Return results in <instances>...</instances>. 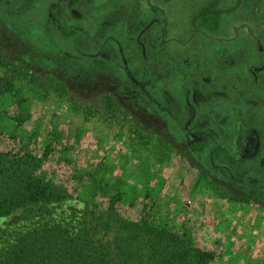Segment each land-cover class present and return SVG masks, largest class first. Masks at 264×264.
<instances>
[{"label":"rangeland","instance_id":"obj_1","mask_svg":"<svg viewBox=\"0 0 264 264\" xmlns=\"http://www.w3.org/2000/svg\"><path fill=\"white\" fill-rule=\"evenodd\" d=\"M215 1L225 32L215 30ZM263 29L264 0H0V77L12 86L0 94V152H17L23 144L17 134L33 131L23 139L34 156L49 145L33 176L41 173L67 192L37 201L35 221L17 218L21 208L0 217V246L47 222L80 235L86 254L132 264V252L148 238L139 226L149 212L159 218L155 224L186 230L194 247L210 254L207 264H264V112H244L264 102V83L258 88L251 75L264 58L252 59L249 38L263 49ZM259 31V40L251 36ZM231 34L237 38L229 43ZM213 41L236 52L213 54ZM201 54L205 66L214 57L234 58L236 72L247 62L246 78L230 86L246 104L238 113L257 131L239 129L237 143L251 138L245 153L221 151L210 137V118L191 113L230 118L234 111L218 99L196 102L207 88L195 72Z\"/></svg>","mask_w":264,"mask_h":264},{"label":"trees","instance_id":"obj_2","mask_svg":"<svg viewBox=\"0 0 264 264\" xmlns=\"http://www.w3.org/2000/svg\"><path fill=\"white\" fill-rule=\"evenodd\" d=\"M205 10L198 14L203 21H205ZM13 72L20 75L23 70L14 69ZM5 80L7 79L0 77V94L12 90L10 80L7 82ZM26 118V115L17 118L16 127ZM34 134L33 131H29L25 136L17 134V137L19 136L17 141L23 142L18 146L17 152L13 154L0 152V217L12 214L21 208L22 214L16 216L17 218L33 219L35 215L39 216L32 208L37 201H53L67 194L62 186L53 184L45 175L40 173L33 176V172L39 168L41 157L49 152L48 144L43 148L41 157H36L30 152L27 140L28 136ZM237 135L227 136L233 139L231 140L233 146L239 145ZM214 136H216L215 144L222 146L221 149L218 147V150L224 151L225 143L220 142L222 135ZM145 195L159 200L156 194ZM154 205L157 207L158 203L155 202ZM154 215L149 212H143L141 215L140 231L146 233L148 238L141 241L142 248L138 245L132 252V264H207L210 254L194 247L186 230L174 232L166 221L155 224L154 219L159 218L157 216L154 218ZM143 226L146 227L143 228L144 230L141 229ZM85 250L80 235H73L58 224L46 222L15 232L10 241L6 240L0 246V264H110L108 259L92 256L90 249L86 254ZM104 255L106 256L105 251ZM123 262L126 263L128 260Z\"/></svg>","mask_w":264,"mask_h":264},{"label":"flooded vegetation","instance_id":"obj_3","mask_svg":"<svg viewBox=\"0 0 264 264\" xmlns=\"http://www.w3.org/2000/svg\"><path fill=\"white\" fill-rule=\"evenodd\" d=\"M166 1V0H165ZM213 3V2H212ZM213 4H215V5H213L211 8H212V11H213V9H214V11H213V13H215L216 14V12L215 11H219V15H220V10L218 9L219 7H220V5H219V7H218V5H217V2L215 1V3H213ZM211 8H209V10L211 9ZM221 9V8H220ZM159 11L163 14V13H165V11L163 10V9H161V8H159ZM217 15V14H216ZM215 15V16H216ZM162 18H163V26L164 27H166L165 25L167 24V21H166V18H165V14H164V16H162ZM218 22H219V20H217L216 21V28H215V30L216 31H218V32H225V31H223V28L221 29V27L218 25ZM244 23H247V22H241V23H239L237 26H240V28H243V29H246L247 30V32L250 34V32H249V27H247L246 25H244ZM176 25H178V24H176ZM242 25V26H241ZM215 26V25H214ZM163 27V28H164ZM176 29H180V28H178V26H176L175 27ZM232 28V27H231ZM231 28H230V30H231ZM236 28V26H234L233 28H232V30L233 29H235ZM239 28L237 27V30H238ZM264 30V29H263ZM175 31V30H174ZM180 31V30H179ZM176 32V31H175ZM206 32V31H205ZM260 32V31H259ZM163 33V29H160V32H159V34H162ZM191 33H193V32H191ZM190 33V34H191ZM262 31L258 34V37H257V35H251L253 38H255V39H257V40H259V37H260V35H262ZM206 35V37L205 38H209V39H212L213 40V38H214V35H208V34H206V33H204V36ZM231 36V38H230V40H231V42H234L235 40H236V38H237V36L235 37V36H233L232 34L230 35ZM190 35L185 39L186 40V42H189V44H190ZM249 38L251 39V41H252V44L251 45H254V47H253V50H256V53L255 54H250L251 55V57H252V59L254 58V55H256V58L257 59H259V55H262L263 56V58H264V48L263 49H259V48H257L258 47V43H260V41H254L251 37H250V35H249ZM170 40H173V38L171 37V39ZM169 41V40H168ZM185 42V41H184ZM214 42V41H213ZM230 43V42H229ZM183 47V46H182ZM220 47V49L218 48V46H215L214 48H212V51H213V54H215L216 52H218V51H220V53H222L223 52V54H225V53H230V52H236V49L235 48H233V47H230L229 49H227L226 47H222V46H219ZM261 52V53H259V52ZM244 52L246 53V54H249V52H248V49H244ZM198 54H200V53H194L193 55L195 56V55H198ZM217 54V53H216ZM197 58H199V64L197 65V68H196V70H195V72L196 73H198L199 72V75L197 76V77H200V78H198L199 80H201V81H203L204 83H208L209 85L207 86V88H209V90L206 88L203 92H205V94H210V95H212V96H214L215 97V99L217 98L219 101H221L223 104H227V105H230V103H232L231 102V100H230V98L229 99H225V97H229V96H232L233 98H234V100L236 101L233 105H242L241 103H242V100H239V101H237L238 99H236L237 98V96L236 95H234L233 96V87H230V86H233V80L236 82L235 84H239L240 83V81L245 77V74H244V71H247V70H244L243 71V69L242 68H244V66H245V64H247V62L246 63H243L244 61H241L240 62V71H237L236 72V70H237V68H235V67H239V64H237V63H234L235 62V59L233 58V61L231 62V61H226V60H222V59H219L221 62H223L224 63V69L226 70H223L222 72H218V71H216V69H215V65L214 64H211V63H209L207 66H205L204 64H203V61H205V57L204 56H202V54L200 55V56H197ZM223 59H226L227 57H222ZM213 61H214V63H215V57H214V59H213ZM219 61V62H220ZM243 63V64H242ZM255 63H256V61H255ZM203 65V66H201V65ZM256 64H258V63H256ZM229 67H233V68H229ZM257 69H259L255 74H251L252 75V78H253V80L254 81H256V80H259V81H256L257 82V84L254 82V84H256L257 86H258V88H260V87H262L263 88V86H262V83H264V59L262 60V62H261V64H259V67H257ZM205 71H207V74H206V76H204L203 78H201V73H205ZM260 72V73H259ZM259 74V75H258ZM261 77V78H260ZM246 78V77H245ZM244 78V79H245ZM197 80H194L193 82H196ZM242 83V82H241ZM258 84H260L261 86H259ZM196 85V84H195ZM182 87H184V86H182ZM200 87V86H199ZM201 88V87H200ZM261 89V88H260ZM203 92H200V95L198 96V100L196 101V102H198V103H201L202 102V100L200 99V98H204L203 97ZM166 96L167 95H162L161 97L164 99L165 98V101H167V99H166ZM216 96H219V97H216ZM220 98V99H219ZM242 98V97H241ZM156 100H157V95L155 94V95H150V102H156ZM170 102L171 103H173L172 102V100H170ZM213 102V101H212ZM237 107V106H236ZM242 107V106H241ZM164 108V107H163ZM258 110H259V114H260V112H264V102L262 103V104H259V108H257ZM257 109H255L254 111H256ZM238 111V110H237ZM165 113H167L168 114V116L169 117H174V115L172 114V112H171V110L168 108V107H166L165 108ZM191 113H193V114H197V116H204V118H210V121H212L211 123V126L209 127V128H211L212 126H217L218 124H215L216 123V120H215V118H211L210 117V115H208V114H206V113H204L203 111H200V109L198 110V111H194V109H193V111L191 112ZM249 120H251V119H244V120H242L241 122H240V125H241V127H244V128H248V131H249V133H250V131H253V133H257V131H256V129L255 128H253V127H251V123H249ZM243 123L245 124V126H242L243 125ZM213 124H215V125H213ZM201 125H202V123L201 122H199L198 123V126H200L201 127ZM203 128V127H202ZM201 128V129H202ZM239 129L240 130H242L240 127H239ZM237 130L236 128L234 129V131H237L238 133H239V131L240 130ZM213 130V129H212ZM211 130V131H212ZM226 130V129H225ZM245 130V129H244ZM206 131V130H205ZM234 131H230V132H233L234 134H238V133H236V132H234ZM256 131V132H255ZM226 132V131H225ZM191 132H189V133H185V136H186V138L188 139V140H190V141H193V133L192 134H190ZM211 134V133H210ZM193 135V136H192ZM203 138V137H202ZM249 143H251V138L250 137H248L246 140H244L243 141V143L242 144H239V146L238 145H234L233 146V149H237V150H240V152H242L241 150L243 149V152L245 153L246 151H247V148L249 147ZM234 144V143H233ZM256 144H257V140H255V142H254V146L253 147H255L256 146ZM252 148V147H251ZM239 152V153H240ZM243 153V154H244ZM251 156H253L254 155V153H252V154H250ZM250 156V157H251ZM234 161H236V160H234Z\"/></svg>","mask_w":264,"mask_h":264},{"label":"crops","instance_id":"obj_4","mask_svg":"<svg viewBox=\"0 0 264 264\" xmlns=\"http://www.w3.org/2000/svg\"><path fill=\"white\" fill-rule=\"evenodd\" d=\"M248 9V8H247ZM219 18H220V15L218 16V20H219ZM218 25H219V22H218ZM236 37V36H235ZM230 41V43H231V40H229ZM215 43L214 42H212V48H214L215 47V45H214ZM220 60L218 59V62L217 61H215V63H214V67H215V69H216V71H218V72H222L223 70H225L224 69V63L223 62H219ZM218 64H220L221 66H217ZM230 68V67H229ZM226 71V70H225ZM203 84H207V83H202V84H200L199 86L201 87V88H205V87H207V85H203ZM204 94H203V97H209V98H212V99H215V97L214 96H212V95H210V94H205V92H203ZM234 96V95H233ZM216 97H219V96H216ZM235 97V96H234ZM230 98V100H231V102L232 103H230V105H228V106H230V107H232V109L234 110L233 112H232V114L230 115V118H227V116L226 117H222V116H217V117H215V120H216V123L215 124H218L217 126H215V129L214 130H212V131H214V132H212V134L210 135V137H211V139H215L214 140V142L216 141V138H215V134H217V136L218 135H222V137H221V141L224 139V143H225V146H224V149H226L228 146H230V148L231 149H233V142L232 141H230V139L231 140H233L232 138H228L227 136H230V135H232V134H234L233 132H228V131H226L225 129H227L228 127H230L231 126V124H232V126L234 127V128H236L237 130L239 129V127L240 128H244V127H241V125H240V122L242 121V120H244V119H246V118H243L242 116H241V114H242V112H239L238 113V109L239 108H242V107H244V106H246V104H245V102H242V107L241 106H238V105H233L236 101L234 100V98L232 97V96H229V97H225V99H229ZM236 98V97H235ZM217 99V98H216ZM220 99V98H219ZM237 99V98H236ZM164 100H165V98H164ZM238 101V100H237ZM175 103H180V100H176L175 101ZM223 105H227V104H223ZM237 106V107H236ZM245 109H244V112H246L249 116H253L254 115V117H256V116H258L259 115V110L257 109L256 111H253L249 106H246V107H244ZM174 114L175 115H177L175 112H174ZM218 119H222L221 121H219ZM242 123V122H241ZM215 124H213V125H215ZM249 128V127H248ZM226 131V132H225ZM234 132H236V133H238L237 131H234ZM217 139H218V137H217ZM219 140V139H218Z\"/></svg>","mask_w":264,"mask_h":264}]
</instances>
